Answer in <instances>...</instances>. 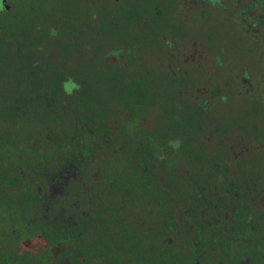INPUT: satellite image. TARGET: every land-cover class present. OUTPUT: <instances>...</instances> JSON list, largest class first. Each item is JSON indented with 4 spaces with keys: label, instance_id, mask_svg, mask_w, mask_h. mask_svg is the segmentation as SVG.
Wrapping results in <instances>:
<instances>
[{
    "label": "flooded vegetation",
    "instance_id": "af4514ba",
    "mask_svg": "<svg viewBox=\"0 0 264 264\" xmlns=\"http://www.w3.org/2000/svg\"><path fill=\"white\" fill-rule=\"evenodd\" d=\"M170 5L169 26L143 24L137 43H156L176 120L163 121L160 95L140 106L149 113L138 144L128 136L124 145L155 160L149 172H170L171 214L152 195L114 199L94 172L78 181L65 160L50 168L44 154L35 170L29 155L45 147L32 143L19 181L0 188V264H264V0ZM12 10L0 0V25ZM92 140V156L111 155Z\"/></svg>",
    "mask_w": 264,
    "mask_h": 264
},
{
    "label": "trees",
    "instance_id": "16d2710c",
    "mask_svg": "<svg viewBox=\"0 0 264 264\" xmlns=\"http://www.w3.org/2000/svg\"><path fill=\"white\" fill-rule=\"evenodd\" d=\"M162 2L52 0L43 8L29 3L15 15L10 12L12 25H0V188L19 181V155L28 158L26 146L36 143L45 149H32L35 156L29 155L35 170L44 154L50 168L65 160L79 168L78 181L86 177L90 183L94 172L100 183L114 185V199L152 195L161 200L162 214H171L170 172L164 167L161 174L149 172L155 160L131 157L124 145L128 136L138 144L149 113L140 106L159 103L160 95L168 105L163 121L176 120L173 80L158 65L156 43H148L145 59L137 43L143 24L153 28L161 19L164 28L169 26L171 0ZM92 138L111 155L92 156ZM153 185H161V191L148 187Z\"/></svg>",
    "mask_w": 264,
    "mask_h": 264
},
{
    "label": "rangeland",
    "instance_id": "374dc122",
    "mask_svg": "<svg viewBox=\"0 0 264 264\" xmlns=\"http://www.w3.org/2000/svg\"><path fill=\"white\" fill-rule=\"evenodd\" d=\"M11 3L13 4V10L12 12L15 14L21 12L22 10H24V7L27 5V4H34L35 7H38V8H43L45 7L46 5L49 6V2L52 1V0H10ZM26 14H27V11H24ZM23 12V14H25ZM25 14V15H26ZM109 13H106V16H108ZM13 20V17L12 15L9 13V14H3V17H2V23H5L6 25L8 26H11V22ZM125 28V27H123ZM170 44V43H169ZM142 48L145 49V51L149 52V45L148 43H141L139 44ZM144 45V47H143ZM144 55V54H143ZM152 57L149 55V58ZM143 59V57H141ZM139 58V60L141 59ZM151 138H152V141H155V133H152L151 134Z\"/></svg>",
    "mask_w": 264,
    "mask_h": 264
},
{
    "label": "clouds",
    "instance_id": "9594fccd",
    "mask_svg": "<svg viewBox=\"0 0 264 264\" xmlns=\"http://www.w3.org/2000/svg\"><path fill=\"white\" fill-rule=\"evenodd\" d=\"M63 87H64V91H65V93L68 94V95H71V91H72V89H70V88L68 87L67 84H64ZM73 87H78V86L73 85Z\"/></svg>",
    "mask_w": 264,
    "mask_h": 264
}]
</instances>
